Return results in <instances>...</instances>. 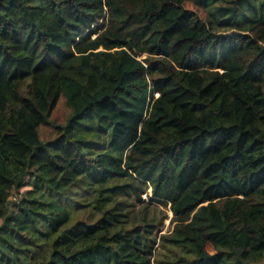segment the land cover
I'll list each match as a JSON object with an SVG mask.
<instances>
[{"label":"trees","instance_id":"1","mask_svg":"<svg viewBox=\"0 0 264 264\" xmlns=\"http://www.w3.org/2000/svg\"><path fill=\"white\" fill-rule=\"evenodd\" d=\"M0 264H264V0H0Z\"/></svg>","mask_w":264,"mask_h":264},{"label":"rangeland","instance_id":"2","mask_svg":"<svg viewBox=\"0 0 264 264\" xmlns=\"http://www.w3.org/2000/svg\"><path fill=\"white\" fill-rule=\"evenodd\" d=\"M143 197L147 199L146 195H144ZM141 212H142L141 208H137L135 210V213H136L135 215L138 216L137 222L141 220V214H140ZM148 214L151 217H154L156 222H159L160 220L164 221V226L160 230L159 234H163L167 230L172 228V225L170 222V218L172 217V212L168 207H163L161 205L160 206L152 205L148 209Z\"/></svg>","mask_w":264,"mask_h":264}]
</instances>
